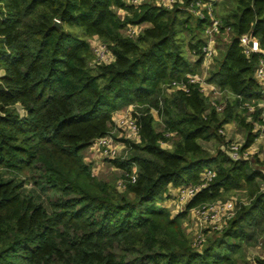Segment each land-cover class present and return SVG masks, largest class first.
Segmentation results:
<instances>
[{
    "label": "trees",
    "instance_id": "trees-1",
    "mask_svg": "<svg viewBox=\"0 0 264 264\" xmlns=\"http://www.w3.org/2000/svg\"><path fill=\"white\" fill-rule=\"evenodd\" d=\"M191 1L0 0V264H238L242 244L264 228V174L255 154L230 159L219 129L235 122L242 148L256 138L243 103L262 99L255 70L264 52L245 54L238 38L248 33L264 49V0L214 2L229 34L207 77L222 93L221 111L195 85L167 87L203 61L204 20L187 10ZM129 24L145 26L130 37ZM92 37L113 61H94ZM129 105L139 141L126 140L124 156L107 159L123 171L119 190L92 174L83 151ZM262 112L256 107L252 119ZM204 168L215 176L172 214L161 203L168 187L197 183ZM237 191L245 203L195 249L186 211Z\"/></svg>",
    "mask_w": 264,
    "mask_h": 264
},
{
    "label": "built area",
    "instance_id": "built-area-1",
    "mask_svg": "<svg viewBox=\"0 0 264 264\" xmlns=\"http://www.w3.org/2000/svg\"><path fill=\"white\" fill-rule=\"evenodd\" d=\"M145 0H123L126 5H138ZM217 0H192L187 10L196 18L204 20L203 39L204 44L201 47V54L203 61L200 65V71L198 73L187 74L185 79L171 81L167 85L171 90H183L188 91L190 85L198 87L199 91L208 98L209 102L215 106L217 111H221L223 105L215 104V100L220 99L222 93L214 85L207 81L208 70L212 63L214 56L216 55V38L221 34V23L216 17L214 12V2ZM183 0H155L156 4L163 5L165 7H171L175 3H182ZM144 24H132L127 25L123 32L134 37L141 32L144 28ZM224 33H228V28ZM94 41H91V48L94 55V61L96 63H110L113 61V55L108 46L101 42L96 37H93ZM239 44L242 47L245 54L253 52H264V49L260 46L257 38L245 33L238 38ZM193 58V57H192ZM255 78L260 85V93L264 94V59H259L258 66L255 70ZM243 107L246 108V119L252 123L253 132L256 133L255 139H262L264 142V113L262 112L257 119H252V113L256 107H263L261 100L257 102L252 99L251 102H244ZM130 114L127 116H121L113 120V123L120 129H123L127 133V139L130 141H139V125L136 118ZM219 133L224 135L223 128L219 129ZM163 146L167 144L162 143ZM125 149V144L122 147ZM90 151L94 153L97 160L113 159L117 158L118 146L114 143V140L110 133L97 137L93 140L92 144L88 147ZM226 154L230 159L248 160L253 155V152L248 148H242V142L237 140H229L224 147ZM125 154V153H124ZM124 154L122 156H124ZM85 162V161H84ZM87 164V162H85ZM90 163V162H89ZM264 174V169L262 170ZM137 169L136 166H132V170L128 173V181L134 182L136 179ZM215 176V171L212 168H204L200 173L199 181L197 183H190L180 185L178 187H172L173 203L175 206H180L185 210L186 202L193 197L200 189L204 188L209 181ZM119 189L124 187V179L117 182ZM260 191L264 192V181L260 183ZM170 195V191L167 192ZM169 198V197H168ZM245 203V200L241 201L234 196H230L226 199H216L210 202L202 203L189 208L186 212L190 213L195 219V222L199 226H205L206 229L221 230L227 225L229 219H231L238 207V203ZM163 205V202H161ZM165 206V205H164ZM172 214L174 212L170 211ZM181 212V211H180ZM262 250L259 257L264 259V237L262 238ZM204 240L203 233H199L192 241V246L197 250L202 247V241ZM249 264H259L256 260H251Z\"/></svg>",
    "mask_w": 264,
    "mask_h": 264
},
{
    "label": "rangeland",
    "instance_id": "rangeland-1",
    "mask_svg": "<svg viewBox=\"0 0 264 264\" xmlns=\"http://www.w3.org/2000/svg\"><path fill=\"white\" fill-rule=\"evenodd\" d=\"M228 35H229L228 33L227 34L221 33L216 38L217 51H216V55L214 56V59L216 57H218V55L220 54V51L223 49V47H224L223 42L228 40V38H229ZM89 41L90 42L94 41V38L93 37L90 38ZM0 75H2L1 70H0ZM133 108H134L133 105L123 107L122 109L116 111L113 114V116H115L116 119L118 117H121V116H127L130 114V111H131V109L133 110ZM16 109L20 115L24 114V110L21 108V106L19 104L16 105ZM154 114H156V113L154 112ZM238 129L239 128L237 126V129H235L234 133L238 132ZM109 133L111 134V136L114 140V143L118 146L117 157H122V155L125 153V149H123L122 147L126 142L127 133L123 129H120L119 127H117V125L115 123L113 124ZM243 140L241 142H243ZM165 144L170 145V142L167 141V142H165ZM202 145L211 153H213L217 149V144H214V142H209V141L204 142L203 141ZM263 148H264V146L262 145V147H259L258 151H260V152L264 151ZM93 158L96 159V156L88 148L83 151V160L85 159L84 161H86L87 164H89L91 166L92 174L98 178H103L106 180H114V184H115L116 188L119 189L117 182L121 179L123 180V178H122L123 171L119 168L112 166L110 164V162L107 161V159H104L102 161L101 160L100 161L95 160L93 162L91 160ZM254 159L259 161L257 163V165L260 169L263 170L264 164H261V162L264 161V157H263V160H261L259 157H254ZM89 160H90V163H89ZM29 186H30V184L27 183V187H29ZM119 190H121V189H119ZM232 196H234L236 199L241 200V201L246 200V197L242 191H237V192L233 193ZM167 208L170 211L172 210L174 212V214H178L180 211L181 212L184 211V210H182L183 208H180V206H175V204L173 202L168 204ZM206 228L207 227H205V226L201 227V226L197 225L195 222V219L191 216V214L186 212V215L183 218V229L192 241L201 232L204 235V240L202 241V246H203L206 237H208L209 235L212 234L213 231H215V230L206 229ZM252 237L253 238L247 240L246 242H244L242 244L241 251L237 255V263L238 264H249L251 260H256V258H258L259 255L261 254L262 245H260V243H262V240H263L262 238L264 237V228L262 230H257L254 233V236H252Z\"/></svg>",
    "mask_w": 264,
    "mask_h": 264
},
{
    "label": "crops",
    "instance_id": "crops-1",
    "mask_svg": "<svg viewBox=\"0 0 264 264\" xmlns=\"http://www.w3.org/2000/svg\"><path fill=\"white\" fill-rule=\"evenodd\" d=\"M217 49V48H216ZM191 60H193V58L191 57ZM3 73V70L0 69ZM263 103V112H264V94L262 95V99H260ZM132 110V109H131ZM154 114V112H153ZM154 116L156 117L157 119V115L154 114ZM115 116H113V120H115ZM237 124L235 122H231V123H228V124H225L224 127H223V131H224V138L226 140H237V141H242L244 139V132L242 129H238V132L234 133L235 129H237ZM209 142H214L215 141H209ZM262 145L264 146V142L262 139L258 138V139H255L254 142L252 143V145L249 147V149L253 152V154H255L257 157H259L261 160H263V157H264V151H258L259 150V147H262ZM168 147L170 145H167ZM264 149V148H263ZM85 160V159H84ZM93 162L97 159L93 158L91 159ZM99 161V160H97ZM86 162V161H85ZM90 162V160H89ZM168 191H170V195H169V198H166L164 201H163V205H165L166 207H168V204L172 203L173 201V191H172V187H168Z\"/></svg>",
    "mask_w": 264,
    "mask_h": 264
},
{
    "label": "water",
    "instance_id": "water-1",
    "mask_svg": "<svg viewBox=\"0 0 264 264\" xmlns=\"http://www.w3.org/2000/svg\"><path fill=\"white\" fill-rule=\"evenodd\" d=\"M54 25L59 26V21L55 20Z\"/></svg>",
    "mask_w": 264,
    "mask_h": 264
}]
</instances>
